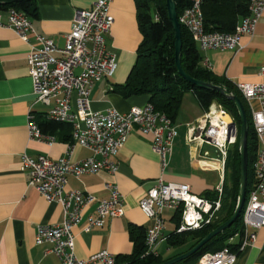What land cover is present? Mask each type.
<instances>
[{
	"label": "built area",
	"instance_id": "1",
	"mask_svg": "<svg viewBox=\"0 0 264 264\" xmlns=\"http://www.w3.org/2000/svg\"><path fill=\"white\" fill-rule=\"evenodd\" d=\"M242 1L247 6V14L231 33L205 30L203 0H188L189 5L177 20L199 51H234L243 35L253 33L264 12V0ZM110 4L111 0H97L91 10L77 11L61 48L51 39L38 35L28 17L21 12L9 9L6 11L7 22L0 20V27L11 28L23 42L29 43L33 38L40 44L38 47L29 45L26 57L35 104L47 108L45 117L48 121L70 124L74 142L92 152V157L77 163L70 162L68 153L58 160L42 155L36 158L26 154L21 156V171L28 176V186L62 209V222L39 225L34 237L35 245H48L47 253L54 255L60 264H122L105 250L84 260L78 259L74 251V228L90 205L96 204L95 215L87 218L84 232L100 227L106 218L123 215V198L118 188L112 183L105 184L108 197L97 200L91 194L67 189V176L78 177L99 171L115 173L117 166L111 158L117 155L133 129L152 136V148L163 170L174 139L171 121L149 103L133 107L126 113L113 108L104 112L91 110V87L112 78L117 70L116 57L105 44V35L113 24ZM202 65L211 70L207 60ZM261 73L264 74V68ZM236 90L249 107L258 145L251 164L253 183L241 215L242 239L236 249L224 247L205 253L195 264H235L238 253L253 245L256 232L264 228V83H241L236 85ZM252 102L258 104L257 110L252 108ZM26 118L29 139L48 145L54 142L52 136L40 131L32 109L28 110ZM237 137L238 128L232 115L221 104L213 102L203 116L188 127L186 139L189 144L212 149V152L204 150L202 157L208 167L223 171ZM221 192L219 189L218 197L210 200L194 195L188 185L167 183L161 177L157 179L139 202L142 213L153 221L146 233L145 255H157L158 246L167 240L165 211H181L176 233L200 230L215 221L221 208Z\"/></svg>",
	"mask_w": 264,
	"mask_h": 264
},
{
	"label": "crops",
	"instance_id": "2",
	"mask_svg": "<svg viewBox=\"0 0 264 264\" xmlns=\"http://www.w3.org/2000/svg\"><path fill=\"white\" fill-rule=\"evenodd\" d=\"M34 1L37 16L28 18L34 31L61 48L76 12L91 10L97 0ZM110 13L113 24L105 35V44L116 57L117 70L112 78L93 84L89 94L90 106L95 112L113 108L126 113L133 107H143L148 101L146 96L125 99L115 91L116 86L125 83L135 63L142 35L134 0H111ZM0 20L7 22L6 11H0ZM29 45L38 47L40 44L33 38L25 43L11 28L0 27V264H60L54 255L47 253L48 245H35L34 237L39 225L60 224L62 209L57 203L47 202L36 189L28 186V176L21 171V156L26 154L36 158L42 155L58 160L68 153L70 162L77 163L92 157V152L74 142L70 124H63L46 133L54 138L50 145L29 139L28 110L32 109L38 125L47 121V108L35 104L32 95L26 61ZM199 56L201 65L204 60L210 64L212 79L232 89L241 83H264V74L261 73L264 68V12L253 33L243 35L236 50L199 51ZM251 106L258 109L256 102H252ZM244 107L250 115L245 102ZM203 114L204 110L197 99L189 92L184 93L177 117L172 123L174 139L163 170L152 148V136L133 129L117 155L111 158L117 166L115 173L99 171L78 177L67 176L69 190L104 200L108 197L105 184L112 183L123 198V215L106 218L100 227H94L89 232L83 229L87 218L95 215L96 204L93 203L83 212L82 221L74 228V251L78 259L84 260L105 250L117 262V258L124 261L122 264L127 262L125 259L132 253L133 247L128 232L130 226L143 227L147 231L153 225V221L140 210L139 202L160 177L167 183L188 185L198 197L214 200L212 195L216 193L217 198L219 189L223 194L225 168L221 171L208 167L202 152H212V149L189 144L186 139L188 127ZM175 213H164L165 227L167 224L172 226L169 233L165 228L166 236L175 229L172 219ZM241 239L242 236L237 234L228 240V244L236 249ZM162 247L168 254L166 258L159 252ZM185 248H171L165 241L158 246L157 253L162 259H168ZM235 264H264V228L256 232L253 245L238 253Z\"/></svg>",
	"mask_w": 264,
	"mask_h": 264
},
{
	"label": "trees",
	"instance_id": "3",
	"mask_svg": "<svg viewBox=\"0 0 264 264\" xmlns=\"http://www.w3.org/2000/svg\"><path fill=\"white\" fill-rule=\"evenodd\" d=\"M137 10V23L142 35V41L136 52V60L129 75L122 86H116L115 91L123 98L146 96L147 103L151 104L157 112L165 115L171 124L177 117L184 93H191L199 106L206 111L213 102L221 104L234 118L238 137L235 145L228 152L225 165L223 194L221 195V208L215 221L200 230L176 233L180 225L181 211H177L172 218L175 229L167 236V244L171 248H186L168 259L157 255H145V238L147 231L143 227L130 226L129 238L132 242V253L125 259L124 264H162L170 259L182 255L193 248L209 232L225 222L233 213L239 186V117L232 102L221 97L218 93L201 89L185 81L176 71L174 62V31L169 21L165 0H134ZM177 17L189 5L188 0H173ZM14 9L28 18L37 16V6L34 0H0V11ZM203 24L207 31L231 33L234 31L239 19L247 14V6L242 0H203ZM181 55L180 64L183 71L195 80L211 82L229 88L244 102L236 89L226 84H221L212 79L211 71L201 65L199 50L192 41L189 33L180 26ZM245 109V107H244ZM248 120L247 154L248 173L246 197L252 187L253 175L251 164L257 154V141L252 128L250 115L245 109ZM64 123L56 121H43L38 127L43 134L53 131ZM230 171V172H229ZM207 194H205L206 196ZM216 199V193L212 195ZM242 215V212H241ZM242 216L227 228L223 233L212 238L189 258L176 264H195L205 253L216 252L224 247L234 250L228 240L237 235H242ZM118 262H124L118 259Z\"/></svg>",
	"mask_w": 264,
	"mask_h": 264
},
{
	"label": "water",
	"instance_id": "4",
	"mask_svg": "<svg viewBox=\"0 0 264 264\" xmlns=\"http://www.w3.org/2000/svg\"><path fill=\"white\" fill-rule=\"evenodd\" d=\"M167 15L171 23L172 29L174 31V62L176 71L185 81L193 84L201 89L209 90L218 93L221 97L233 103L236 108L239 117V139H238V152H239V186L237 193V201L232 215L218 227L209 232L204 238H202L193 248H191L186 253L179 255L173 259H170L162 264H176L182 260H185L197 252L201 247L208 243L212 238L218 234L223 233L227 228H229L233 223H235L241 216V212L244 207L246 188H247V173H248V154H247V134H248V120L245 113V109L238 98V96L232 92L229 88L222 85H215L211 82H205L200 80H195L187 75L180 64L181 55V32L180 25L177 20L176 7L173 0H165Z\"/></svg>",
	"mask_w": 264,
	"mask_h": 264
},
{
	"label": "rangeland",
	"instance_id": "5",
	"mask_svg": "<svg viewBox=\"0 0 264 264\" xmlns=\"http://www.w3.org/2000/svg\"><path fill=\"white\" fill-rule=\"evenodd\" d=\"M229 172H230V171H229ZM165 228L167 229L166 232L169 233V232L171 231V229H172V226H169V225L167 224ZM159 252L161 253V256H162L163 258H166V257L168 256L167 252L164 250V247L160 248V249H159Z\"/></svg>",
	"mask_w": 264,
	"mask_h": 264
}]
</instances>
